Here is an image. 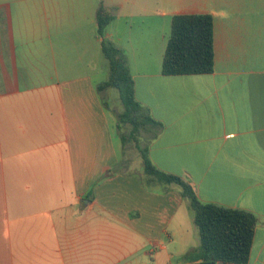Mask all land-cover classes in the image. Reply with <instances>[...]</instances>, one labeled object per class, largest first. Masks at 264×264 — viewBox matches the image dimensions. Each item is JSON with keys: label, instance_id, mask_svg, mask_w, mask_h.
Wrapping results in <instances>:
<instances>
[{"label": "crops", "instance_id": "crops-1", "mask_svg": "<svg viewBox=\"0 0 264 264\" xmlns=\"http://www.w3.org/2000/svg\"><path fill=\"white\" fill-rule=\"evenodd\" d=\"M176 15L212 17L213 73L163 75ZM105 42L162 124L151 161L255 214L248 264H264V0H0V264L201 263L181 187L149 181L121 140Z\"/></svg>", "mask_w": 264, "mask_h": 264}, {"label": "trees", "instance_id": "trees-1", "mask_svg": "<svg viewBox=\"0 0 264 264\" xmlns=\"http://www.w3.org/2000/svg\"><path fill=\"white\" fill-rule=\"evenodd\" d=\"M114 16L106 8L97 12L98 33H104ZM109 62V79L99 88H115L119 91L123 106L119 115V127L128 126L121 140L135 142L143 159L148 180L162 185L176 184L182 196L189 201L194 212L200 247L195 260L201 263L248 264L254 241L258 217L248 211L202 202L192 186L183 178L160 170L151 161L148 148L143 147L140 137L143 131L158 136L162 124L155 120L135 95V84L130 74L125 53L112 42L103 46ZM215 71L213 20L209 15H176L172 18L171 31L162 59L165 76L211 74Z\"/></svg>", "mask_w": 264, "mask_h": 264}, {"label": "rangeland", "instance_id": "rangeland-1", "mask_svg": "<svg viewBox=\"0 0 264 264\" xmlns=\"http://www.w3.org/2000/svg\"><path fill=\"white\" fill-rule=\"evenodd\" d=\"M123 43H126V42H123ZM105 64H106V67L109 68V63L108 61L105 59ZM115 94H117V97L119 96V92L117 90H112ZM108 95H109V98H110V101H109V105L111 106L112 103H113V97H112V93H111V90L108 92ZM120 97V96H119ZM120 101V100H119ZM120 106H121V110L123 109V106L121 104V101H120ZM129 131V130H128ZM127 131V133H128ZM143 139H142V143L141 144H144L146 141H148L151 137H152V133L150 132H143ZM145 141V142H143ZM130 142V141H129ZM132 144V143H131ZM133 145V144H132ZM134 148V146L132 147ZM137 151V150H136ZM138 152V151H137Z\"/></svg>", "mask_w": 264, "mask_h": 264}, {"label": "water", "instance_id": "water-1", "mask_svg": "<svg viewBox=\"0 0 264 264\" xmlns=\"http://www.w3.org/2000/svg\"><path fill=\"white\" fill-rule=\"evenodd\" d=\"M200 264H214V263H200Z\"/></svg>", "mask_w": 264, "mask_h": 264}]
</instances>
